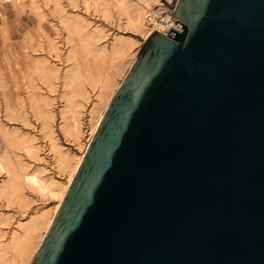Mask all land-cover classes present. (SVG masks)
<instances>
[{
    "label": "water",
    "instance_id": "1",
    "mask_svg": "<svg viewBox=\"0 0 264 264\" xmlns=\"http://www.w3.org/2000/svg\"><path fill=\"white\" fill-rule=\"evenodd\" d=\"M112 96L31 264H264V0H178Z\"/></svg>",
    "mask_w": 264,
    "mask_h": 264
},
{
    "label": "rangeland",
    "instance_id": "2",
    "mask_svg": "<svg viewBox=\"0 0 264 264\" xmlns=\"http://www.w3.org/2000/svg\"><path fill=\"white\" fill-rule=\"evenodd\" d=\"M144 41L113 0L89 13L77 1L0 0V264H31L60 206L15 177L14 159L65 184L54 155L80 164L97 111L103 116ZM68 109L78 123L69 133ZM23 146H34L30 155Z\"/></svg>",
    "mask_w": 264,
    "mask_h": 264
},
{
    "label": "bare ground",
    "instance_id": "3",
    "mask_svg": "<svg viewBox=\"0 0 264 264\" xmlns=\"http://www.w3.org/2000/svg\"><path fill=\"white\" fill-rule=\"evenodd\" d=\"M48 1V0H46ZM69 2L77 1L81 3L84 12L89 13L92 10H96L98 8H102L105 4L106 0H68ZM114 4L118 9L121 10L122 16L125 19V23L132 29L142 35L144 39L148 37V35L155 29L161 34L166 30L165 21H169L168 18H164L162 21L157 20L155 17L160 15L163 8V2L161 0H113ZM171 1V0H167ZM171 3V2H168ZM148 15L150 16L148 18ZM81 22V23H80ZM76 22L77 24H81L83 21ZM164 35V34H163ZM108 102V101H107ZM107 104V103H106ZM69 113L65 119L69 120V124L64 127L65 132H73L78 130V123L75 119L74 113L68 109ZM105 112V111H104ZM97 115L95 117V125L93 131L96 132L102 116V112L97 111ZM104 114V113H103ZM94 132V134H95ZM32 147L28 148L27 146H23L21 148L22 152L25 155H30L32 152ZM57 154V153H56ZM55 162L58 166L62 167L63 170L67 169V180L65 184L61 186H57L55 182L51 179L45 177L42 172L38 171V169L24 168V164L21 161L14 159V164L18 167V174H14L15 177L20 176V179L26 182V185L29 187L30 191L37 197L43 198L44 200H54L56 202V208L61 204L65 193L70 185L78 167L79 162L76 159H68L64 155L57 154L54 155ZM16 167V169H17ZM15 173V171H14ZM12 175V174H11ZM12 175L11 177H13ZM42 199V200H43ZM57 212V211H56ZM49 222L46 223V228L48 227ZM34 226L39 225V221H35ZM28 226V225H27ZM18 225L17 227L20 230L28 231L30 226ZM42 238L40 237L38 241L35 242L34 251H37L39 247V243ZM36 253V252H35ZM35 255V254H34ZM32 257H34L32 255ZM33 259V258H32Z\"/></svg>",
    "mask_w": 264,
    "mask_h": 264
},
{
    "label": "built area",
    "instance_id": "4",
    "mask_svg": "<svg viewBox=\"0 0 264 264\" xmlns=\"http://www.w3.org/2000/svg\"><path fill=\"white\" fill-rule=\"evenodd\" d=\"M163 4H164L163 5L164 9L161 11L160 15L155 17L159 21H162L165 17L169 19L168 22L165 21L168 24L166 25V30L162 34H164V36H166L167 32L169 31L170 28H173L179 32L181 30L182 26L174 22L177 19V16H175L173 14L174 10L176 8V5H172V2L168 3L165 1H163ZM149 17L150 16L148 15V18Z\"/></svg>",
    "mask_w": 264,
    "mask_h": 264
}]
</instances>
